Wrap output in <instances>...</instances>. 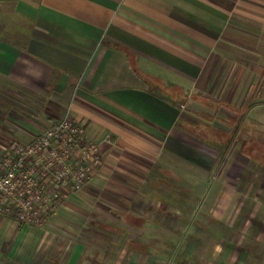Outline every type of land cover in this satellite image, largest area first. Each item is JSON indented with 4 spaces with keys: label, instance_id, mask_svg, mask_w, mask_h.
I'll use <instances>...</instances> for the list:
<instances>
[{
    "label": "crops",
    "instance_id": "0c3cea01",
    "mask_svg": "<svg viewBox=\"0 0 264 264\" xmlns=\"http://www.w3.org/2000/svg\"><path fill=\"white\" fill-rule=\"evenodd\" d=\"M65 115L101 165L43 228L0 216V263L118 264L120 245L150 264L144 242L161 236L130 232L192 194L221 193L205 198L217 218L244 191L226 162L264 153V0H0V131L24 142Z\"/></svg>",
    "mask_w": 264,
    "mask_h": 264
},
{
    "label": "rangeland",
    "instance_id": "374dc122",
    "mask_svg": "<svg viewBox=\"0 0 264 264\" xmlns=\"http://www.w3.org/2000/svg\"><path fill=\"white\" fill-rule=\"evenodd\" d=\"M13 137L15 138L14 132L0 131V155ZM224 167L223 172L228 174L227 179L230 182L243 183L244 191L224 194L225 201L223 207H219L216 213L217 218L213 217L212 204L205 198L212 195L214 197H212V201H217V198L222 195L221 193L192 194L196 201L191 200L190 203V201L181 200V212L176 215L175 210H170V215L163 218L166 224L158 227L149 225L142 230L138 228L130 232L136 237H140L142 233L145 235L149 233V236H156V234L161 236L160 241L149 239L144 242L149 249L150 264H212L216 258L219 262L221 256L212 257V254L216 247L222 243L229 250L227 258L223 257V263L218 264H264V153L260 155V160L255 162H247V160L227 161ZM236 200L240 201L239 206L229 210ZM170 205L171 203L168 210ZM229 211H231L229 218L226 219ZM83 212L88 214L85 210ZM99 213H96L97 216L94 213L96 220L100 217L99 220L108 221L104 215L105 212L99 211ZM106 214L108 215V213ZM211 217L215 219V222L210 221ZM196 219L201 220L205 225H195L194 222L201 224ZM200 228L203 233H199ZM101 232L107 234V232ZM100 238L101 243L105 246H109L107 238H111L115 243H120L122 240L120 235L115 234H110V237L100 235ZM241 243L248 252L246 259L239 250ZM115 249L116 252L108 254L105 260L118 264H141L139 260L130 263L129 254H127L129 256L122 258L121 255L126 254V252L121 249L120 245Z\"/></svg>",
    "mask_w": 264,
    "mask_h": 264
},
{
    "label": "built area",
    "instance_id": "2783aa9c",
    "mask_svg": "<svg viewBox=\"0 0 264 264\" xmlns=\"http://www.w3.org/2000/svg\"><path fill=\"white\" fill-rule=\"evenodd\" d=\"M100 165L98 145L65 115L0 155V216L43 228Z\"/></svg>",
    "mask_w": 264,
    "mask_h": 264
},
{
    "label": "trees",
    "instance_id": "16d2710c",
    "mask_svg": "<svg viewBox=\"0 0 264 264\" xmlns=\"http://www.w3.org/2000/svg\"><path fill=\"white\" fill-rule=\"evenodd\" d=\"M103 227L104 228H106V229H108V228H110L109 226H107V225H103ZM137 244V243H136ZM133 247V246H132ZM134 248V247H133Z\"/></svg>",
    "mask_w": 264,
    "mask_h": 264
}]
</instances>
